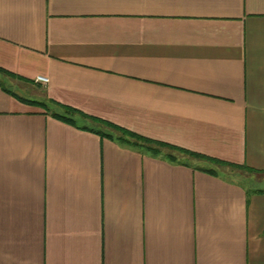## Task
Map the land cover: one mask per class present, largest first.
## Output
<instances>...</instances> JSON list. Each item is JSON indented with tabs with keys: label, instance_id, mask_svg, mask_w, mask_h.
<instances>
[{
	"label": "crops",
	"instance_id": "1",
	"mask_svg": "<svg viewBox=\"0 0 264 264\" xmlns=\"http://www.w3.org/2000/svg\"><path fill=\"white\" fill-rule=\"evenodd\" d=\"M0 67L54 111L256 170L0 85V264H264V0H0Z\"/></svg>",
	"mask_w": 264,
	"mask_h": 264
},
{
	"label": "trees",
	"instance_id": "2",
	"mask_svg": "<svg viewBox=\"0 0 264 264\" xmlns=\"http://www.w3.org/2000/svg\"><path fill=\"white\" fill-rule=\"evenodd\" d=\"M0 73L4 74V76H9L12 78H20L23 79V77L10 72L2 67H0ZM3 78L0 77V85L3 87L4 90L11 93L12 95H15L19 99L26 101L33 105L41 106L42 108L46 109L47 111H52L54 115L59 117L61 120L72 123V124H78V117L81 118H91L93 119L96 125H98L99 128L96 126H83L84 128H89L90 130L96 131L97 133L101 134L102 136L111 138L118 143L122 144L123 146L133 148L137 151H142L144 153L153 155V156H159L164 155L165 157L169 158L172 161L179 160V158L182 156H191L196 157L198 159H209L212 160L220 165H229L233 169H239L243 171L248 172H256L254 168H251L250 166L239 165L235 163H229L224 162L222 160H218L216 158H212L210 156L194 152L191 150H188L186 148L176 146L174 144H170L168 142H164L161 140H156L144 135H141L139 133H136L132 130H129L127 128H124L122 126H119L115 123L87 116L86 114H83V112L77 110L76 108L70 107V106H63V111H54L46 102L38 101V100H31L25 97L20 96L15 91L11 90L10 88H7L3 85ZM80 121V120H79Z\"/></svg>",
	"mask_w": 264,
	"mask_h": 264
},
{
	"label": "rangeland",
	"instance_id": "3",
	"mask_svg": "<svg viewBox=\"0 0 264 264\" xmlns=\"http://www.w3.org/2000/svg\"><path fill=\"white\" fill-rule=\"evenodd\" d=\"M245 183L248 187H251V188H253V187H259L260 188L261 187L264 189V180L260 181V183H255V182H253V180L251 181V179H247L245 181Z\"/></svg>",
	"mask_w": 264,
	"mask_h": 264
},
{
	"label": "built area",
	"instance_id": "4",
	"mask_svg": "<svg viewBox=\"0 0 264 264\" xmlns=\"http://www.w3.org/2000/svg\"><path fill=\"white\" fill-rule=\"evenodd\" d=\"M35 81L47 84L49 82V77L45 75H38L36 76Z\"/></svg>",
	"mask_w": 264,
	"mask_h": 264
}]
</instances>
